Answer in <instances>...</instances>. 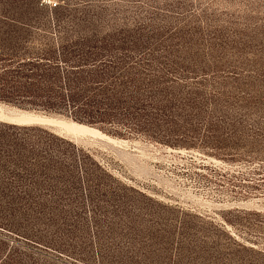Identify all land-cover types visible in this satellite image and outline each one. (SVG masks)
<instances>
[{
	"label": "rangeland",
	"instance_id": "374dc122",
	"mask_svg": "<svg viewBox=\"0 0 264 264\" xmlns=\"http://www.w3.org/2000/svg\"><path fill=\"white\" fill-rule=\"evenodd\" d=\"M5 5L29 47L109 46L144 123L0 100L129 141L0 120V264H264V0Z\"/></svg>",
	"mask_w": 264,
	"mask_h": 264
},
{
	"label": "trees",
	"instance_id": "16d2710c",
	"mask_svg": "<svg viewBox=\"0 0 264 264\" xmlns=\"http://www.w3.org/2000/svg\"><path fill=\"white\" fill-rule=\"evenodd\" d=\"M33 28L1 6L0 100L63 112L87 124L107 123L113 129L131 117L142 127V114L130 111L129 105L136 90L126 87L135 76L124 69L122 58L108 56L109 46L78 39L29 47Z\"/></svg>",
	"mask_w": 264,
	"mask_h": 264
},
{
	"label": "bare ground",
	"instance_id": "6f19581e",
	"mask_svg": "<svg viewBox=\"0 0 264 264\" xmlns=\"http://www.w3.org/2000/svg\"><path fill=\"white\" fill-rule=\"evenodd\" d=\"M0 120L16 125H29V124H38L44 122L52 123L58 125L61 129H63L67 133H71L79 136H90L94 138L95 137L100 138L115 147L122 148L129 146V141L125 139L111 137L94 127L88 126L86 124L78 123L72 120L57 119V118L42 116L22 110L5 111L4 109H2V107H0ZM139 152L141 153L142 156L145 155L144 151L139 150ZM180 152L183 153L184 151L180 150Z\"/></svg>",
	"mask_w": 264,
	"mask_h": 264
},
{
	"label": "water",
	"instance_id": "95a60500",
	"mask_svg": "<svg viewBox=\"0 0 264 264\" xmlns=\"http://www.w3.org/2000/svg\"><path fill=\"white\" fill-rule=\"evenodd\" d=\"M14 125H16V124H14Z\"/></svg>",
	"mask_w": 264,
	"mask_h": 264
}]
</instances>
